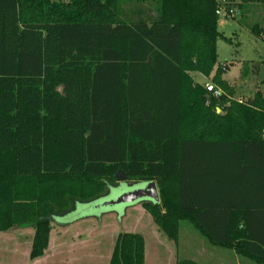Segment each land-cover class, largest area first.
<instances>
[{
	"label": "trees",
	"instance_id": "1",
	"mask_svg": "<svg viewBox=\"0 0 264 264\" xmlns=\"http://www.w3.org/2000/svg\"><path fill=\"white\" fill-rule=\"evenodd\" d=\"M218 7L0 0V232L32 224L31 259L45 253L54 218L121 181H154L160 202L143 205L168 237L189 223L211 244L264 264V93L243 103L215 99L191 76L210 77L217 40L230 41L218 30ZM258 13L254 6L248 18ZM227 69L212 79L222 88ZM146 89L150 104L174 91L175 135H159L152 107L155 137L137 133L145 118L131 103ZM186 125L195 129L180 135ZM109 264H145L143 236L120 234Z\"/></svg>",
	"mask_w": 264,
	"mask_h": 264
},
{
	"label": "rangeland",
	"instance_id": "2",
	"mask_svg": "<svg viewBox=\"0 0 264 264\" xmlns=\"http://www.w3.org/2000/svg\"><path fill=\"white\" fill-rule=\"evenodd\" d=\"M227 4L234 5L236 13L242 11L240 6L246 7V17H249L254 6L258 7L259 13L244 19H241L240 14L234 19L219 17L218 30L230 41L222 38L217 40V64L213 72L216 74L218 68L222 70L224 64L228 65L222 75V79L224 77L227 81L223 79L224 88L213 80L207 81V84L221 89L223 96L231 101H250L254 98L257 82L262 84H259L260 89L264 90V3L228 0ZM247 23L259 25L263 31L259 35L255 34L245 25ZM76 183L82 185L79 181ZM134 183L119 182L103 198L108 201L116 199L126 190L140 184ZM146 201L149 199L105 207L97 206L99 200L79 204L74 212L51 221L47 249L36 259L30 257L35 238L32 224L0 232V264H109L122 233L143 236L145 264H178L185 260L205 264V253L211 245L203 234L183 222L180 235L176 239L174 236L168 237L143 205ZM216 252L226 259L247 264L246 259H240L235 249L216 246Z\"/></svg>",
	"mask_w": 264,
	"mask_h": 264
},
{
	"label": "crops",
	"instance_id": "3",
	"mask_svg": "<svg viewBox=\"0 0 264 264\" xmlns=\"http://www.w3.org/2000/svg\"><path fill=\"white\" fill-rule=\"evenodd\" d=\"M191 76L195 79V82H198L202 85H206L208 83L207 81H211L213 79V77L215 76V71L208 78L201 75L200 73H196V72L191 73ZM223 79L225 81H227L224 77H223ZM259 84L262 85L260 82H257L255 84L256 85V92L262 91L264 93V90L260 89L261 86ZM140 94H141L140 98L144 101V103L141 101V99H139L140 100L139 102L131 103V105L135 106V108L140 109V112L142 113L143 118H145L144 123L142 124V126H144L145 129H142V131L137 132V133H139L143 138H145L146 136H149V137L154 136L155 137L157 132L153 133V131L149 128L148 121L150 120V118L147 115L150 111V107H152L156 111V115H155L156 124L159 125V129L161 128L163 130L162 132H158L159 135H160V133L161 134L163 133L164 137L175 135V121H176V117H177L178 107H177V102L174 99V96H175L174 91L168 90V94H166L164 97L157 98V101H152V104H150L148 101L149 100L148 99L149 91L147 89L145 90V92H142V90H141ZM135 95H138V93H136ZM143 97H144V99H143ZM186 106L188 109L187 103H186ZM226 106H228V104L225 105V107ZM182 107L184 108V106H182ZM223 109H224V107L216 106L215 112L217 114H224ZM136 121L137 120L133 119V123H136ZM196 121H197V119L195 117H193L192 120H186V124L191 123V122H196ZM190 127L191 126L187 127V125H186L185 127L182 128L180 126V132H179L180 135H181V133H189L192 129H195V128L190 129ZM186 128H189V129H186ZM196 131H201V127H199V128L197 127L195 132ZM146 134H149V135H146ZM176 134H178V130H177ZM209 244L211 246H210V248H208L206 250V253H205L206 263L205 264H239L238 260L232 261V260L226 259L223 256H220L216 252V246L211 244V243H209ZM213 247H215V248H213ZM217 257H219V258H217ZM245 263L250 264V262H245ZM198 264H200V263H198Z\"/></svg>",
	"mask_w": 264,
	"mask_h": 264
},
{
	"label": "water",
	"instance_id": "4",
	"mask_svg": "<svg viewBox=\"0 0 264 264\" xmlns=\"http://www.w3.org/2000/svg\"><path fill=\"white\" fill-rule=\"evenodd\" d=\"M138 183L140 184L136 185V187L134 188L132 187L131 189L126 190L121 195H119V197H117L116 199H113V200L111 199L109 201L103 197L101 199H98L100 204L103 203V205L98 204L97 206L105 207L109 205L115 206V205H120V204H132V203L138 202L143 199H149V201H146V202H151L154 204H158L160 202L159 190H158L156 182L154 181L136 182L134 184H138ZM87 204H90V203H87ZM78 205L79 204H77L76 207Z\"/></svg>",
	"mask_w": 264,
	"mask_h": 264
},
{
	"label": "built area",
	"instance_id": "5",
	"mask_svg": "<svg viewBox=\"0 0 264 264\" xmlns=\"http://www.w3.org/2000/svg\"><path fill=\"white\" fill-rule=\"evenodd\" d=\"M218 1H219V7L217 8V11H216V14L218 17L225 16L226 18H233V19L237 17L238 13H236L234 9L228 7V4H227L228 0H218ZM227 67L228 66L225 64L222 66L223 69H226ZM205 87H206L208 94L211 97H214L215 99H220L224 94L221 89L211 84H206ZM244 101L245 100L240 99L238 102L243 103Z\"/></svg>",
	"mask_w": 264,
	"mask_h": 264
}]
</instances>
